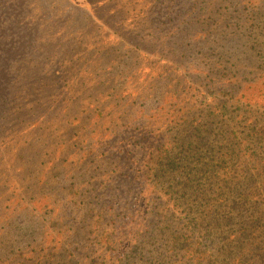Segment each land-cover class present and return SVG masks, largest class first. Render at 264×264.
Masks as SVG:
<instances>
[{
    "label": "rangeland",
    "instance_id": "obj_1",
    "mask_svg": "<svg viewBox=\"0 0 264 264\" xmlns=\"http://www.w3.org/2000/svg\"><path fill=\"white\" fill-rule=\"evenodd\" d=\"M263 230L264 0H0V264H263Z\"/></svg>",
    "mask_w": 264,
    "mask_h": 264
},
{
    "label": "trees",
    "instance_id": "obj_2",
    "mask_svg": "<svg viewBox=\"0 0 264 264\" xmlns=\"http://www.w3.org/2000/svg\"><path fill=\"white\" fill-rule=\"evenodd\" d=\"M260 163H262V161H260ZM247 199H248V196L246 198V201L248 202L249 200H247ZM261 218L263 219V217H261ZM118 219H119L118 216L114 217L113 219L111 218L112 224H114V225L117 224ZM251 224H252L251 222L244 223L242 225V228H241V233L242 234L243 233L246 234V231L249 228L252 229V225ZM98 227H99L98 225L95 226L96 229H98ZM254 230H256L255 227H254ZM176 231H172L171 233H167V232H169L168 228L167 229L164 228V230H163V229H159V227H157L156 230L152 229L151 231L149 230L147 232L148 236H149L148 239L150 238V240H152V239L156 240V239L160 238L162 240L163 238H165V236H167V238H165V239L168 240L166 245L170 246L169 252L170 253H172V252L175 253L177 247L179 246L178 244L181 243V241H185L186 240V239H184L183 235L177 234ZM254 232L256 233V231H254ZM262 234L264 235V230L262 231ZM137 235H139L138 232H132L131 233L132 241L129 242L127 249H125V251L127 252V254L124 255L125 260H129L130 261L131 257L135 256L134 258L136 259V262L137 261L142 262L144 260L145 261H149V260L152 261V258H154V257L152 256V254L150 255L149 252H146V253L143 252V249L141 248V245L138 244L139 243V239L137 238ZM245 236L249 237L247 234ZM117 240L118 239H117V237L115 235V231L112 232V229L110 231H104L98 237V241L104 242L106 245H109V247L112 245V243L117 242ZM249 242H252V243H250V245H249L250 246V250H249L248 255L253 253L254 257L263 258L264 257V252H263L264 248L260 247L258 252L255 250L256 247H258L259 242L257 241V239H255L254 235L253 236L251 235ZM197 247H199V246L197 245ZM59 249H60V247L59 248L56 247V248L51 249V251H49L47 256H44L43 258H39L37 262H32L31 264H57L56 263V259L58 257L57 255H58ZM62 250L64 252L68 253L67 254L68 258L76 257L77 254L80 253V247H77L76 245H73V243H70V241L68 242V246L67 247H65V245L62 244ZM194 254H196V252H194ZM248 255L243 256L242 260L246 259V257ZM62 257L65 258V256H63V255H62ZM169 259H170V257L168 256V254H165L164 257L161 259L163 261H160V262H161V264H167ZM154 260H157V259L155 258ZM18 264H26V263L24 261H21ZM64 264H73V263L71 261V262H67V263L65 262ZM196 264H199V262H197Z\"/></svg>",
    "mask_w": 264,
    "mask_h": 264
}]
</instances>
